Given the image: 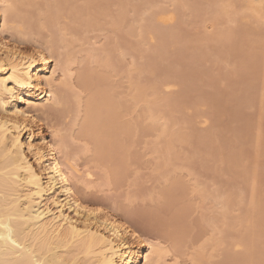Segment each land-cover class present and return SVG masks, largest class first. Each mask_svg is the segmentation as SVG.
Instances as JSON below:
<instances>
[{
  "label": "rangeland",
  "instance_id": "374dc122",
  "mask_svg": "<svg viewBox=\"0 0 264 264\" xmlns=\"http://www.w3.org/2000/svg\"><path fill=\"white\" fill-rule=\"evenodd\" d=\"M83 1L65 0L64 3L60 4L61 9H59V5L56 4L57 1L54 3V0H30L33 4L41 2L40 5H42L44 3L52 13H44L45 15L41 17L42 21L44 19L45 26L38 27L36 18L38 19L40 14L39 8L23 6L22 9L27 10L31 16L25 17L23 20L27 22L21 24L26 30L28 28L24 36L25 40L21 44L24 50L28 51L51 38V41L54 40V53L57 50L55 55L58 56L59 60L63 61L67 55L74 60L72 64L74 87L71 86V88L67 84L65 87L62 85L64 87H61L64 93V102L62 101L56 106L52 105L54 107L42 109L40 115L43 114L41 118L45 117L44 122L50 129L52 128L51 130H58L61 133L58 134L67 144L72 143L71 145L68 144L70 147L67 145L65 150L71 154L76 153L77 164H79L81 172L83 173L84 170L91 172L92 176L88 178L89 187L85 188L82 184L78 185L81 195L91 201L92 204H101L106 211L118 215L132 227L142 231V234L145 232L144 235L159 236L168 233L173 237L180 238L181 243L178 247L168 244L172 251L171 255L167 257V264H199V262L200 264H224V249H228L227 245L229 246V244L231 246L235 244L236 239L234 237L237 238L240 232L243 235L246 234L241 230L239 232V228H242L236 224V220L245 212L244 207H248L246 203L250 199L252 180L255 175V184L257 183L255 185L257 190L255 198L258 200V204L255 209L257 219L254 217V228L257 229L258 227L260 233L258 238H255L257 241L255 240L254 243L258 244L257 246L255 244L256 248L259 247L260 244L264 243V22H257L254 18L245 19L248 15V10L245 9V0H197L196 3L193 2L195 0H184L187 6H183L187 10L180 7L179 2L177 3L180 6L174 5L173 9L175 2L171 0H105V18L100 17L99 19L95 12L92 17H94V22L97 21L95 23L97 25L92 27L86 26L82 22L84 21L83 16L82 18L79 16L81 19L78 16L72 17L74 10L79 8ZM221 2H230L235 6L229 16H220L215 10L216 8L219 10ZM191 4L196 7H192ZM160 9L175 10L176 19L173 22L163 24L165 27L161 26V28L156 29L157 35L153 34L155 41L156 43L160 42L159 44L163 48L158 44L155 45V49L152 43L154 40H151L148 35H144L147 31L144 27ZM119 13L123 16H120ZM62 14L67 16V21L62 19ZM74 20L78 21L74 22ZM62 25H65V33H67L63 36L57 31ZM139 26L143 29L141 32L143 33L142 39H145L144 42H141V36L138 35ZM229 26L234 28V37L235 34L236 37L230 41L224 40L225 43L217 35L218 32L219 34L226 32L230 28ZM174 27L176 28L174 29ZM166 28L172 30V33L174 31L177 35H169L170 31L167 35L166 31L168 30ZM15 30L12 28L9 31L12 37L14 36L13 40L18 38ZM241 31L246 32L247 35L243 33L242 35L245 36L243 37ZM211 33L213 34L210 35ZM48 34H51V37ZM170 36L174 37L170 38ZM238 37L239 39H237ZM159 39L163 40V44ZM135 46L139 48L137 49ZM96 54L97 56H95ZM92 55L95 56L94 59ZM101 56H106V59L109 60H107V64L110 66L106 65L104 68L101 62H95V58H102ZM87 64L91 69L95 68L93 70L96 72L98 69L99 71H102V68L106 69L104 70L107 74L106 82H104L105 80L99 81L97 86L105 83L106 95L109 94L110 97L115 98L114 100H117L119 105H129L124 112L123 108L120 109L121 111L118 110V112H123L120 114L124 115L125 119L132 122L130 130L133 127L136 128L129 135L130 141L128 140V142L130 143L132 139L133 144H130V152L124 159L126 163L121 162L120 159L116 160L120 157L118 153L107 154V150L106 157L104 155L103 159L98 157L97 160V151L93 148L91 140L88 137L82 138L75 134L78 125L74 127L73 123L78 112L76 111L77 103L74 94L75 92L79 93L82 102L88 95L87 89L76 83V78L82 68L88 67ZM131 65L134 69H131ZM100 66L103 67L100 68ZM148 68L151 71L154 70L153 73L148 71ZM128 70L130 72L127 75ZM128 76L135 83L144 87H149L153 81L159 86V98L156 101L157 109L161 111L163 119L161 121L166 118L165 121L168 123L166 124V132H174L170 138L173 146L171 151L174 152L173 155L168 156L170 164L165 163L167 156L161 157L160 154L162 152L160 146L165 141L166 136L158 137L155 131L156 126H153L154 129L145 126L147 113L143 112L146 111L143 105V108L135 107L136 110L132 111ZM107 90H109L108 93ZM171 97L173 100L169 106ZM155 114L157 113L155 112ZM72 134L74 139L73 137L71 139ZM84 143L89 150L88 152L82 150L85 147ZM90 148L94 150L91 151ZM239 149L241 152H238ZM176 155H179L184 161L182 162L181 159L176 161ZM234 155L236 156L234 157ZM164 163L163 169L156 167L162 166ZM116 165H119V168H116L119 179L103 183L105 182L103 180L105 173L107 175L112 170L114 171ZM121 165L125 166L124 169ZM171 169L173 172L175 170L183 180L187 196L186 193L183 195L190 199L193 198L190 210L193 209L183 213L182 218L179 216L178 219H175L179 215L177 209L164 207L165 202L159 198L158 192H156L164 186L161 185L162 173L165 170L171 171ZM193 180L204 183L207 193L210 195H215L217 192V196L220 193V195L225 196L230 193L228 196L234 198L232 201L236 202V205L228 217L235 221V227L233 226L235 229L223 227L220 213L218 214L220 218L216 214L222 213V210L212 199L207 200L211 201L209 204L207 201L202 203L200 196L193 193L191 195ZM151 208L155 209L156 212L152 213ZM170 216L172 217L170 218ZM153 217L157 219L154 220ZM173 217L174 219H172ZM205 217H215L214 222L218 226L212 225V223H203ZM178 229L179 231H177ZM187 232L188 234H185ZM214 239L220 240L219 243L213 244ZM202 249H204L203 252ZM198 253L201 254L200 261Z\"/></svg>",
  "mask_w": 264,
  "mask_h": 264
},
{
  "label": "bare ground",
  "instance_id": "6f19581e",
  "mask_svg": "<svg viewBox=\"0 0 264 264\" xmlns=\"http://www.w3.org/2000/svg\"><path fill=\"white\" fill-rule=\"evenodd\" d=\"M56 1V4L59 5V9H61L60 4L62 2L64 3L65 0ZM56 1L54 0V3ZM100 1L101 0H84L79 8L74 10V12L72 11L73 15L70 14L73 18H76L77 16H81L82 18L83 16L84 21L82 22L86 26L93 27L97 22H94V17H92L95 12L99 19L100 17L105 18L106 1ZM171 1L175 2L173 3V9L174 5H178L177 2L181 4V6L178 5V7L185 8L187 6L185 5L184 0ZM196 1L197 0L193 2L196 3ZM40 3L33 4L30 0H0V264H167V257L171 255L172 251L168 244H171L173 247H178L181 243V239L173 237L168 233L159 236H154V234L151 236L150 233V235H144L145 232L142 234V231H138L118 215L106 211L101 204H92L86 197H83L81 192H79L80 189H78V185L82 184L85 188L89 187L88 178H91V172L89 170H82L83 173L81 172L78 166L79 164H77L78 157L76 158V153L71 154L68 153V150H65L67 145H71L72 143L67 144L63 138H61V133L58 132V130H51L52 128L50 129V127L44 122L45 117L41 118V115H43H40L42 109L44 110V108L46 109L52 105H59L62 101L64 102L65 99L62 88H64L66 84L70 85V87H74L72 72V64L74 63V60L69 55L66 57L64 56L65 59L63 61L59 60L58 56L55 55L57 50L54 53V40L51 41V38L46 39V42H43V44H37L36 47H33L28 51L21 47V44L25 40L24 36L28 30V28L26 30L21 24L27 22L23 20L25 17L29 18V16H31L27 10H23L22 8L25 6H35V8H39L40 14L38 19L36 18L38 21L37 25H39L38 27L45 26V23L43 22L44 19L42 21V17L45 15L44 13H52L43 2L42 5H40ZM244 3H246V6L244 4L245 9L248 10V15L245 19L249 20L250 18H254L257 22L261 21V23H263L264 0H245ZM183 5H185V7ZM192 7L194 6L192 5ZM234 7L235 6L230 2H221L219 10H217V8L215 10L220 16H229ZM175 13V10L172 9H160L152 18L150 17L151 19L148 20L145 25L146 27H144L147 30L144 35H148L151 40H154V42H152L154 47L160 43H156L155 36L153 35L154 33L157 35L156 29L161 28V26L165 27L163 24L173 22L176 19ZM119 14L120 16H123L121 13ZM61 17L62 19H66L64 21L68 20V18H66L67 16L65 17L63 14ZM81 18L79 17V19ZM214 19L217 20L216 18ZM75 21L78 20H74V22ZM257 25L259 27V23ZM140 26V29L137 28L140 30V32L137 30L139 32V34H137L139 37L141 36L140 38L142 39L143 29H141ZM244 26L246 25L244 24ZM64 27L65 25H62V27L59 26V29H57L61 36L67 34L65 33L66 30ZM231 27L226 30V32L224 31L225 33L221 31L223 33L219 34L218 32L217 37L221 41L223 40L222 42L230 41L234 37V28ZM12 28L16 29L15 31L18 35V38L14 40V36L12 37L9 33ZM175 28L176 27H174V29ZM166 29L168 30L166 31L167 35L169 31V35L176 34L174 31L172 33V30L168 28ZM256 30L258 31V29ZM16 32L14 33L16 34ZM243 33L244 35H247L246 32H242L241 35ZM212 34L213 33L210 35ZM174 36H170V38ZM237 39H239V37ZM144 41L145 39L141 40V42ZM160 41L161 43L163 42V40ZM135 47L137 49L139 48L138 46ZM149 49L152 50L151 48ZM95 56H97V54ZM95 56L92 55L93 59ZM101 57L102 58L99 57L100 60L96 57L95 62H101L104 68L106 65L110 66L107 64L109 60L106 59V56ZM99 62L98 64H100ZM87 65L88 67H84L78 72L76 78V83L81 84L83 88L87 89L88 95L87 98L83 100L84 102H82L80 94L77 92L74 94L77 103L76 111L78 112V115L76 112L77 118L74 117L75 120L73 119V126L75 127V125H78L76 126L77 133L75 134L82 138L88 137V139L91 140V143L93 144L92 146H94L93 148L97 151V160L98 157L100 159H103L104 155L106 157V152L108 151L107 154H113V152L118 153L120 157L116 160L118 161L120 159L121 162H123L127 157L128 152H130V144H133L132 139L130 143L128 142L129 135L134 129H136L133 127V129L130 130L132 122L125 119L124 115L120 114L123 113L129 105H119L118 102H116L117 100H114L115 98L110 97L109 94L106 95L105 83L103 85L100 84L101 86H97L99 85V81L103 82V80H105L104 82H106L107 74L104 72L106 69L102 68L103 70L99 71L97 68L98 70L96 69V72L94 71L95 68L92 67L93 70L89 67V64ZM103 66H100V68ZM149 68L147 70L153 73L154 70L151 71ZM131 69H134V67L132 66ZM130 70L127 71V75ZM128 82L132 111H135L137 107L139 108V106L142 107L143 105L146 110L143 112L147 113V121L145 120L146 122H144V124H146L145 126L150 129H154L156 126V135L158 137L162 135L166 136L165 141L161 143L160 149H162V152L160 154L161 157L167 156L165 163L170 164L171 162H169L168 156L173 155L174 153L171 151L173 146L170 142V138L173 136L174 132H166V124L168 123L165 121L166 118H164V121H161L163 120L161 111L157 109L156 101L159 98V86L153 81V83H150L149 87H144L139 85V83H135L129 78V76ZM62 85L64 87H62ZM108 92L109 90H107V93ZM172 100L173 98L171 97L169 99V106L172 104ZM120 109H122L123 112H118V110L121 111ZM106 112L108 113L106 114ZM155 112L157 114H155ZM71 133H73V131ZM68 137H70V135ZM72 137L74 139L73 134L71 139ZM81 137L79 138L81 139ZM84 145L85 147L82 150L88 152L89 150L85 143ZM240 150L241 149H239L238 152ZM236 155H234V157ZM175 157L176 161L177 159H183L179 155H176ZM170 159L172 160V158ZM183 161L184 160H182V162ZM165 163L162 166L156 167L158 169H163ZM118 166L116 165L114 171L112 170L111 173L109 172L107 175L105 173L103 179L105 182L103 183H108L110 180H117L118 172L116 168ZM124 167L125 166H122L123 169ZM175 173L176 172L175 170L173 172V169H171V171L165 170L162 173V180L160 179L162 183L161 185L164 186L160 187L161 190L159 189L160 191L157 190L156 192H158L157 195L159 198L163 199L165 202L163 205L164 207L177 209L179 215L176 216L175 219H178L179 216L182 218L183 213L190 210L193 198L190 199L189 197H186L187 191L183 180L177 173ZM255 180L256 178L254 175L250 199L249 202L246 203V205L248 204V207H244L246 209L245 212L238 220H236V224H239L242 228L240 229L239 226L237 227L236 225V227L239 228V232L241 230L242 232L244 231L243 233L246 232V234L243 235L240 232V235L237 236V238L233 236L236 239L235 244H232V246L229 244V246L227 245L229 248L224 249V264H229L231 262H233L232 264H259L264 261V243L260 244L257 248L256 246L258 244L254 243L255 240L257 241L255 238H258L260 233L258 227L257 229L254 228V217H257L255 209L258 204V200L255 198V194L257 193L255 186L257 183L255 184ZM190 191L191 195L197 194L200 196L202 203L212 199L216 205H219L222 213L218 212L216 214L217 217L221 215V221L223 222H219L223 224V227H233L235 225V221L228 217L236 205V202H233L234 198L228 196L230 193L225 196L220 195L221 193L217 196V192L215 195H210L207 193L205 184L198 182L197 180L194 181L193 187ZM207 202L208 204L211 203V201ZM151 210H153V212ZM151 210L152 213L156 212L153 208H151ZM219 213L220 215L218 216ZM171 217L172 216H170V218ZM219 218L218 220H220ZM152 219H154V217ZM172 219H174V217ZM215 219V217H205L203 223H212V225L218 226L216 225V222H214ZM259 223L261 222L259 221ZM187 228L189 227L187 226ZM177 231H179V229ZM185 234H188V232ZM186 239L188 238L186 237ZM219 241L220 240L218 239H214L213 244L219 243ZM203 250L204 249H202V252ZM198 255L200 261L201 254L198 253Z\"/></svg>",
  "mask_w": 264,
  "mask_h": 264
}]
</instances>
